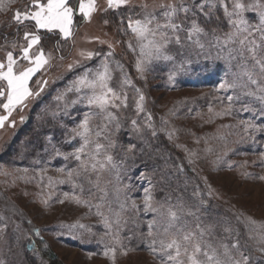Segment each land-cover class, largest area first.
Wrapping results in <instances>:
<instances>
[{
    "label": "snow or ice",
    "instance_id": "snow-or-ice-1",
    "mask_svg": "<svg viewBox=\"0 0 264 264\" xmlns=\"http://www.w3.org/2000/svg\"><path fill=\"white\" fill-rule=\"evenodd\" d=\"M14 3L16 0H0V11ZM109 11L119 16L117 31L131 37L125 43L135 55L136 81L114 59L111 43L107 53L78 50L79 58L64 64L71 52L65 55L63 45L74 36L75 15L90 22L99 13L102 23L108 25L109 19L103 17ZM94 39L105 43L99 37ZM45 41H51L47 51ZM0 52V109L5 113L0 115V129L13 112H22L30 100L44 92L49 80L43 77L54 66L53 61L65 73L82 69L54 98L56 106L50 116L60 130L59 137L55 132L45 135L32 162L39 166L38 186L70 187L57 203H72L99 218L104 231L96 242L103 245L109 264L138 251H147L157 264H264V220L232 209L227 210L231 215L209 211L214 190L206 177L207 198L199 185L193 187L190 197L172 195L179 187L172 186L173 174L182 173L183 167L170 168L159 150H153L151 141L159 130L148 109L146 92L148 74L157 66L163 65L166 82L171 85L188 71L193 55L221 61L225 78L216 90H231L232 94L221 98L220 102L227 100L228 105L216 115H231L239 102V111L252 113L253 119L240 121L245 135L236 143L255 141V133L264 134V122L255 120L258 116L264 121V0H162L151 5L146 0L139 4L105 0L104 5L97 0L75 4L72 0H31L15 9L9 21L0 22ZM95 57L102 58L89 67L87 62ZM169 111L176 115L175 109ZM25 119L20 116L21 123ZM9 126L14 128L16 122ZM167 135L169 140L173 138L172 132ZM224 150L226 155L227 141ZM157 159L164 163L156 164ZM54 160L62 163L53 169L57 175L49 176L48 165ZM258 160L264 167V151L259 152ZM242 175L251 176L247 172ZM256 178L264 181V175ZM158 186L164 193L161 199L156 198ZM133 191L141 193L139 202L131 196ZM40 203L48 207L49 201ZM0 221L3 239L9 224L4 217ZM66 227L96 237L78 221ZM145 227L146 232L142 230ZM18 229L17 225L13 232ZM19 239L15 236L14 242Z\"/></svg>",
    "mask_w": 264,
    "mask_h": 264
},
{
    "label": "rangeland",
    "instance_id": "rangeland-1",
    "mask_svg": "<svg viewBox=\"0 0 264 264\" xmlns=\"http://www.w3.org/2000/svg\"><path fill=\"white\" fill-rule=\"evenodd\" d=\"M30 2L31 0H16L10 8L0 11V22L9 21L15 9L22 8ZM72 2L75 4L78 0ZM97 2L99 5L105 4V0H97ZM133 2L139 4L141 0H133ZM146 2L151 5L162 0H146ZM103 18L109 19L110 23L104 25L99 13L94 14L90 22L83 20L78 13L75 15L74 36L63 45L65 55L71 52V56L64 61V64L66 65L72 58L78 59L79 57L76 56L78 50L107 53L108 44L111 43L115 51L114 59L120 61L125 71L136 81L137 73L133 67L135 55L125 43L131 38L130 35L125 36L117 31L119 24L117 13L109 11ZM4 30L12 31V29ZM95 37H99L105 43L97 42ZM44 43L47 51L51 41ZM54 55L58 56L59 53ZM0 56H3L2 52ZM101 58L95 57L88 61L87 65L94 67ZM192 61L188 71L177 76L171 85L166 82V70L163 65L157 66L154 72L148 74L146 89L149 97L148 109L152 112L154 123L159 130L158 137L153 140L155 147L164 160H167L168 165L173 166L170 168L175 166L171 161H176V165L180 162L185 170L191 171L192 178L187 174V177H180L176 172L172 179L176 184H180L179 189L186 197H190L193 187L199 185L207 198V185L204 181L206 177L207 184L214 190L209 200L212 206L209 211L231 215L227 210L232 209L243 211L256 220H264V181L256 178L264 175V167L259 166L258 160L259 152L264 151V134L255 133V141L249 139L244 143H236L245 135L240 121L253 119V114L239 111L240 104L237 102L231 115L217 116L216 113L222 112L228 105L227 100L221 103V98L232 94L231 90L227 92L216 90L225 78L224 64L221 61L206 60L203 56L195 55ZM56 64L57 61H53L54 66L43 77L49 80V84L40 97L30 100L22 112H13L5 127L0 129V217H4L9 224L7 234L0 239V260L5 261V264H109L108 259L103 256V245L96 242L104 231L99 218L88 213L86 208L69 202L64 204L56 202L57 199L64 198V192L70 191L68 185L54 188L37 185L39 166L32 162L35 150L43 145L45 135L52 132H55L57 137L60 135V130L54 127L50 116V111L56 106L54 98L82 70L76 69L73 73H65L64 68L56 67ZM61 75H63L62 79L53 82ZM115 75L118 77L119 73ZM170 109H175L176 115H171ZM4 114L3 109H0V115ZM21 115L26 118L23 123L20 122ZM161 118L168 123L164 124ZM255 120L256 123L264 122L258 116ZM11 121L16 122L14 128L9 126ZM229 125L231 127H227ZM168 132L173 133L171 140L168 139ZM226 141L229 150L225 155ZM25 147L29 148V151H24ZM185 148L188 151H185ZM208 148L211 149L210 152L205 151ZM61 163L60 160L52 161L48 165L47 175L56 176L57 173L53 169ZM229 164L233 166L231 169L228 167ZM24 169L28 171L25 173ZM5 172L8 174L5 175ZM245 172L250 173L251 176L245 178L242 175ZM25 192L28 195H24ZM140 195L141 193L136 191L131 193L138 202ZM44 199L49 201L48 207L40 203ZM77 221L91 228V231L96 233V237H89L85 230L79 228L70 230L66 227L76 224ZM17 225L19 229L13 232ZM37 229L40 232L38 237L43 238L48 248L56 255L55 262H45L35 253L28 254L24 251V244L32 234H36ZM142 230L147 231L146 227ZM69 231L72 235H69ZM15 236L20 237L19 241L14 242ZM5 240L8 243H5ZM90 253L91 258H89ZM117 264H157V262L147 251H138L128 257H119Z\"/></svg>",
    "mask_w": 264,
    "mask_h": 264
},
{
    "label": "trees",
    "instance_id": "trees-1",
    "mask_svg": "<svg viewBox=\"0 0 264 264\" xmlns=\"http://www.w3.org/2000/svg\"><path fill=\"white\" fill-rule=\"evenodd\" d=\"M151 143H152V146H153V150H157L156 147H155V142L152 140ZM171 162L175 164L174 168H176V166H182V163H180V162H178L177 165H176V161H171ZM152 163L153 162H151V161L149 162V168L152 166ZM155 163L156 164H163L164 163V160L157 159L155 161ZM170 167H173V166H170ZM178 173H179L178 176H180V177H183L184 178V177H187L188 176V177H191L192 178L191 171L190 170H185L183 168V172L182 173L181 172H178ZM186 174H187V176H186ZM180 180H182V179L180 178ZM171 183H172V186L173 187H176L177 184L180 186V184L179 183L176 184L175 181H172ZM179 188L180 187H178L177 192H174L172 194L181 193V190ZM162 195H164V193L161 192V191H159V186H158V190L156 192V197L158 196L157 199H161L163 197ZM45 244L46 243H45V240L43 238H39L36 234L35 235L32 234L28 238V241L24 244V251L26 253H28V254H31V253H33V251H32L33 248H35V249L38 250V252L35 253V255H37L40 259H43L45 262H51V263H53L56 260V255L48 247L45 248L44 247Z\"/></svg>",
    "mask_w": 264,
    "mask_h": 264
}]
</instances>
